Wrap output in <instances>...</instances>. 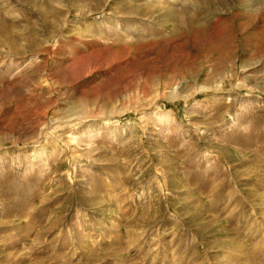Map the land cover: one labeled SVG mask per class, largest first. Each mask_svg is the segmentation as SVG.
<instances>
[{
  "label": "rangeland",
  "instance_id": "1",
  "mask_svg": "<svg viewBox=\"0 0 264 264\" xmlns=\"http://www.w3.org/2000/svg\"><path fill=\"white\" fill-rule=\"evenodd\" d=\"M0 264H264V0H0Z\"/></svg>",
  "mask_w": 264,
  "mask_h": 264
}]
</instances>
